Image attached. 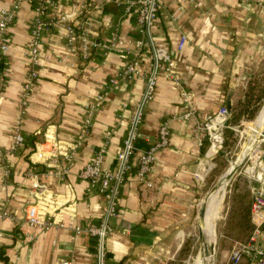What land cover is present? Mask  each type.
Here are the masks:
<instances>
[{"label":"crops","instance_id":"obj_1","mask_svg":"<svg viewBox=\"0 0 264 264\" xmlns=\"http://www.w3.org/2000/svg\"><path fill=\"white\" fill-rule=\"evenodd\" d=\"M14 1L0 0V7L12 10ZM83 1L56 0L59 6L50 16L57 23L42 34L39 79L24 111L19 108V102L24 82L33 68L29 58L37 18L33 0L22 5L10 28V51L5 56L0 80V151L9 150L13 129L19 121L23 123L25 145L18 154H9L6 158L0 153V212L7 210L21 220L18 224L0 220V264L96 263L98 242L88 233H77L69 226L86 229L99 222L107 201L99 188L82 181L80 174L108 138L104 169H115L146 80L119 81L113 90L109 89L110 80L117 79L133 59L135 44L142 39L138 10L131 5L136 0H97L90 6L96 48L85 66L81 64L79 53H71L67 43V27ZM61 17L67 22H61ZM154 33L160 44L172 53L174 74L182 88L162 75L156 97L146 108L138 152L132 160L133 169L120 190L115 232L106 243L110 264L174 261L186 239V231L198 220L204 182L215 158L206 160L209 142L198 125L207 122L223 107L228 108V102L233 118L232 110L247 96L248 87L261 82L264 75L261 72L264 68V0H251L248 4L242 0H162ZM114 34L121 44L116 51L107 53L103 45L110 44ZM183 34H187L188 42L179 52ZM143 71H147L146 67ZM183 91L191 98L194 117L177 120L191 109L183 99ZM98 95L106 99L94 118L85 146L76 154L71 175L66 179L46 177L43 167H34L28 154L44 140L49 128L61 139L71 142L79 139L86 107ZM164 124L169 125L170 144L160 151L150 176L154 187L147 189L139 181L138 161L157 140ZM30 171L41 174V180L59 193L73 189L76 202L71 215L64 217L67 228L40 232L23 223V208L31 200V182L27 179ZM196 173L205 174L203 183L197 181ZM255 187L251 184L252 198ZM231 213L234 218L230 227L235 230L222 232V241L229 246L220 247L215 264H233L231 253L236 244L247 242L253 234L251 205L246 210L240 207ZM245 216L246 223L243 222ZM230 219L231 214L227 213L225 220ZM246 227L251 228L250 233L245 231ZM256 246L264 249V228ZM241 264L255 263L246 257Z\"/></svg>","mask_w":264,"mask_h":264},{"label":"built area","instance_id":"obj_2","mask_svg":"<svg viewBox=\"0 0 264 264\" xmlns=\"http://www.w3.org/2000/svg\"><path fill=\"white\" fill-rule=\"evenodd\" d=\"M28 0H15L12 10L0 7V80L2 78V65L6 54L10 51L9 32L17 12ZM35 2L37 18L32 29L29 44V58L33 68L29 72L19 102V108L24 111L29 105L31 95L37 80L39 79V64L43 59L42 46L44 44L42 34L50 31L57 21L51 19V11L59 6L56 0H33ZM97 0H84L72 18V24L68 30V48L71 53H79L83 66L90 62L92 52L96 44L92 39L94 31L93 13L90 6ZM196 0H191V2ZM245 4L251 0H242ZM132 7L138 10V26L142 39L135 44L134 56L121 70L118 78H113L109 82V89L113 90L119 81H131L136 78H145L146 83L143 93L132 118L129 121L127 136L117 155L116 167L113 170L104 169V160L108 153V142L95 152L93 158L85 165L80 174L82 181L88 182L92 186L99 188L101 194L106 198V206L103 216L97 223H93L86 229L72 227L77 233L86 232L94 238L97 244L96 263L110 264L107 256L106 243L109 237L115 232V221L119 216L118 200L122 185L126 177L133 169L132 160L138 152V142L141 137V128L145 120L146 108L152 102L157 93L159 79L162 75L168 76L180 88L179 80L174 74L175 60L168 48L161 45L157 40L154 28L160 15L162 0H136L132 2ZM61 22H67L64 17ZM188 42L187 34H183L178 44V51L181 52ZM116 34L110 44L103 45L105 52H114L118 47ZM121 44V43H120ZM119 44V45H120ZM147 71L144 72L143 68ZM184 101L190 105V111L177 120H188L194 117L191 98L185 91L182 92ZM105 96L98 95L96 99L86 107L83 131L79 139L75 142L61 139L57 132L47 129L44 133V140L28 154L31 164L34 167L42 166L43 174L46 177H57L66 179L71 175L76 154L85 146L89 137L94 118L102 107ZM232 119L230 110L223 107L212 116L207 122L198 125V130L205 133V138L209 142V149L205 155L206 160L215 157L223 148L224 132L229 128L228 124ZM176 120V119H175ZM23 123L19 121L13 129L12 144L7 152L0 151L2 157L9 154H18L24 148L25 140L23 136ZM264 143V139L261 141ZM170 144V129L168 124L161 126L157 140L152 143L140 156L138 161V175L142 186L147 189L154 187L150 176L160 151L166 149ZM206 173L208 170L206 169ZM8 175V168L5 169ZM251 184L256 187L253 190V200L251 204V220L254 225L253 234L245 243L236 244L231 253L233 264H241L246 257L255 264H264V249L256 246L258 235L264 228V150L258 151L257 155L250 159L249 165L242 172ZM241 173V174H242ZM41 174L30 171L27 179L30 180L31 200L23 208V223L40 232H47L52 229L67 228L64 217L71 215L76 199L73 189L69 188L68 193H59L47 182L41 180ZM199 183L205 180V174L196 173ZM68 187V186H67ZM71 192V193H70ZM0 220H9L18 224L21 220L14 213L7 210L0 212ZM64 264H72L65 262Z\"/></svg>","mask_w":264,"mask_h":264},{"label":"rangeland","instance_id":"obj_3","mask_svg":"<svg viewBox=\"0 0 264 264\" xmlns=\"http://www.w3.org/2000/svg\"><path fill=\"white\" fill-rule=\"evenodd\" d=\"M261 72L264 74V68ZM246 91L247 96L250 95V97L259 100L258 105L255 106L253 114H250L248 111H244V107H240V109L236 113L237 116H233L232 120L229 122V128L225 129L224 132L223 148L211 162V171L204 182L205 188L201 196L200 204L210 193V191H212V189L216 185H218L220 179L230 170L232 165L238 160L239 156L242 155L248 147L247 145L250 140V132L253 123L264 109V75L261 82L258 81L256 82V84L250 85ZM247 96L240 103H246L248 101ZM228 130L232 131V134H230L229 138L227 137ZM263 139L264 129L259 136L257 143L250 147L251 149L247 154L246 160L238 175H236L234 180L226 188H223L221 190L223 192V195L219 202L218 208L214 211V214L216 216L213 218L214 230L212 231V242H214V264L216 262L220 247L229 246L228 243H223L221 238L222 232H234L235 230L233 227H230L231 222L229 220H225L226 214H231V210L235 209L236 205L239 208L241 207L246 210L251 200V183L242 172L249 165L250 159L255 157L258 151L264 150V143L261 142ZM221 153H223L227 159L225 162L223 161L218 163L216 162V159L219 158L218 156ZM246 220L247 216H245V220H243V222L246 223ZM197 223L198 220L192 227H190L186 231L187 235L184 243L181 245V248L176 254V258L174 259V261H170L169 264H199L198 257L200 254H202L203 256V253L200 252L201 244L198 237ZM235 235L237 236V238L239 237V234Z\"/></svg>","mask_w":264,"mask_h":264},{"label":"bare ground","instance_id":"obj_4","mask_svg":"<svg viewBox=\"0 0 264 264\" xmlns=\"http://www.w3.org/2000/svg\"><path fill=\"white\" fill-rule=\"evenodd\" d=\"M264 129V109L260 113V115L256 118L255 122L253 123L251 132H250V142H256L257 138L261 135L262 131ZM250 147H247L244 151L243 156H246L249 151ZM238 164V160L232 165L230 170L220 179L218 182L219 186L218 189L212 194L209 200V208H208V214L206 217V234H207V243L201 245L200 252L203 253L199 255V264H210L212 262V256L214 255V242H212V231L214 230V223L213 218L216 216L214 214L215 209L218 208L219 202L221 200V197L223 195V192L221 191L223 188H226L225 179L227 176L235 169V167ZM216 225V224H215ZM216 228V226H215ZM206 247L208 248V251H206ZM209 253V255L207 254Z\"/></svg>","mask_w":264,"mask_h":264},{"label":"water","instance_id":"obj_5","mask_svg":"<svg viewBox=\"0 0 264 264\" xmlns=\"http://www.w3.org/2000/svg\"><path fill=\"white\" fill-rule=\"evenodd\" d=\"M228 109L231 110V103L228 102L227 104ZM259 139V137L257 138V140ZM257 143L256 142H248V147H251L253 145H255ZM244 154V153H243ZM240 155L238 158V164L235 167V169L227 176V178L225 179V183H226V187L234 180V178L236 177V175H238V173L240 172L245 160H246V156ZM218 185H216L212 191H210V193L206 196V198L203 200V202L201 203V208L199 211V216H198V223H197V227H198V237H199V242L200 244H205L207 243V234H206V217L208 214V208H209V200L210 197L212 196V194L218 189ZM206 251H208V248L206 247ZM207 254L209 255V253L207 252ZM210 264H214V255L212 256V262Z\"/></svg>","mask_w":264,"mask_h":264},{"label":"trees","instance_id":"obj_6","mask_svg":"<svg viewBox=\"0 0 264 264\" xmlns=\"http://www.w3.org/2000/svg\"><path fill=\"white\" fill-rule=\"evenodd\" d=\"M250 94V93H249ZM247 99H248V101L246 102V103H241V104H239V106H236L235 108H234V110H232V113H233V116H237V111L240 109V107H244V111H248L250 114H253V112H254V108H255V106H257L258 105V99H256V98H253V97H250V95L249 96H247ZM235 120H236V118H235ZM227 133H228V138L230 137V134H232V131H230V130H228L227 131ZM206 148H207V146H205V150H206ZM30 152H32V150L30 151ZM219 158H217L216 159V162H225L226 161V156L223 154V153H221L219 156H218ZM252 200H253V198H252V196H251V200H250V202H249V204H248V206L249 205H251L252 204ZM247 206V207H248ZM236 208L235 209H232L233 211L234 210H237L239 207L236 205L235 206ZM233 218H234V216L232 215V213H231V219H230V222H232V220H233ZM235 229V228H234ZM246 230V232H251V228L250 227H246L245 228ZM227 233H230V231H227ZM171 264H174V263H171Z\"/></svg>","mask_w":264,"mask_h":264}]
</instances>
